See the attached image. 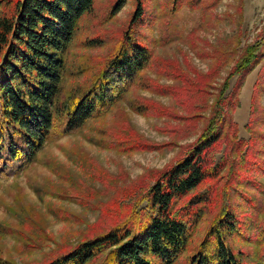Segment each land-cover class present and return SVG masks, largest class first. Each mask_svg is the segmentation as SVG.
I'll use <instances>...</instances> for the list:
<instances>
[{"label":"rangeland","instance_id":"1","mask_svg":"<svg viewBox=\"0 0 264 264\" xmlns=\"http://www.w3.org/2000/svg\"><path fill=\"white\" fill-rule=\"evenodd\" d=\"M114 1L95 0L63 55L55 127L65 112L60 114L63 104L80 93L127 32L135 0H126L110 15ZM135 37L151 50L153 62L123 102L78 133L55 134L17 177L0 179V264H41L122 220L119 205L129 203L136 186L149 183L155 171L173 163L200 134L204 110L193 121L182 116L204 97L215 98L237 58L252 44L261 47L263 57L237 94L230 143L213 150L216 162L226 152L237 159L252 151L249 166L235 164L236 174L213 188L187 251L174 264H186L197 250L220 207L223 187L229 191L236 226L227 243L239 252L242 264H264V0H144ZM160 60L167 61L165 70ZM193 79L207 82L199 90L203 96L192 93L191 86L182 99L175 89L160 93V87L177 88ZM235 85L234 77L227 93ZM141 102L170 109L168 116L154 108L144 116L136 111ZM135 134L159 149L125 152L99 143L112 136L130 145ZM228 170L226 165L222 174L227 176Z\"/></svg>","mask_w":264,"mask_h":264},{"label":"trees","instance_id":"2","mask_svg":"<svg viewBox=\"0 0 264 264\" xmlns=\"http://www.w3.org/2000/svg\"><path fill=\"white\" fill-rule=\"evenodd\" d=\"M125 1L115 0L109 14L118 12ZM94 2L0 0V179L17 177L36 160L55 134L61 138L78 133L91 120L102 118L118 107L130 88L141 83V73L153 62L151 50L135 37L136 27L144 16V0H135L127 32L96 75L76 97L63 104L60 114L62 110L65 112L55 127L58 118L55 114L60 109L57 98L63 55L80 19L91 12ZM262 55L258 44L246 46L215 98L209 101L204 97L190 114L182 116L193 121L203 109L205 120L200 134L173 163L155 171L149 183L136 186L129 203L119 205L125 215L122 220L118 218L109 229L41 264H174L187 251L202 212L211 202L213 188L222 179L230 180L236 174L235 164L249 166L252 151L237 159L226 152L216 162L213 150L230 143L228 135L236 128L231 113L238 106L237 94ZM166 62L160 60V68L165 70ZM234 77L236 85L227 93ZM192 81L177 88L160 87V93L175 89L182 99L188 86L193 88L192 93L205 90L207 82ZM142 102L136 111L144 116L152 108L153 112L162 111L168 116L170 109ZM103 138L107 143L100 140L102 148L125 152L160 147L150 145L136 134L131 141L135 143L130 145L116 142L112 136ZM226 165L229 170L224 176ZM220 196V207L211 216L202 241L186 264H242L239 252L227 243V235L236 230L227 201L229 191L223 187Z\"/></svg>","mask_w":264,"mask_h":264}]
</instances>
